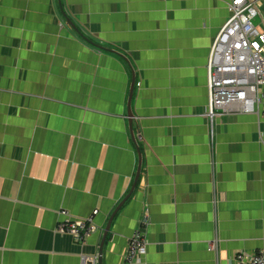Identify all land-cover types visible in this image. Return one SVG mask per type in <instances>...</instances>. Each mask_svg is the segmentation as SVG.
Wrapping results in <instances>:
<instances>
[{
  "label": "crops",
  "instance_id": "0c3cea01",
  "mask_svg": "<svg viewBox=\"0 0 264 264\" xmlns=\"http://www.w3.org/2000/svg\"><path fill=\"white\" fill-rule=\"evenodd\" d=\"M228 4L0 1V264H125L146 210L135 264L264 251V119L206 116ZM63 209L97 212L88 244L54 232Z\"/></svg>",
  "mask_w": 264,
  "mask_h": 264
},
{
  "label": "built area",
  "instance_id": "2783aa9c",
  "mask_svg": "<svg viewBox=\"0 0 264 264\" xmlns=\"http://www.w3.org/2000/svg\"><path fill=\"white\" fill-rule=\"evenodd\" d=\"M228 1L231 17L217 35L208 60L206 116L211 123L216 117L228 114H257L264 119V32L254 24L259 14L257 1ZM96 213L78 219L63 209L60 211L62 219L54 232L86 245L98 229L94 222ZM149 225V211L146 210L131 237L125 264L141 263L147 254ZM216 247L215 242L211 243L212 249L216 250ZM81 261L97 264L98 255H83ZM231 264H264V251L240 253Z\"/></svg>",
  "mask_w": 264,
  "mask_h": 264
},
{
  "label": "water",
  "instance_id": "95a60500",
  "mask_svg": "<svg viewBox=\"0 0 264 264\" xmlns=\"http://www.w3.org/2000/svg\"><path fill=\"white\" fill-rule=\"evenodd\" d=\"M68 24L71 25V26H73V27H75V25L73 24V22L70 21L69 19H68ZM101 49H103V50H109V49H106V48H103V47H102ZM110 51H112V50H110ZM113 52H115V51H113ZM135 83H136V81L134 80V81H133V84H132V88H131V93H130V99H129L130 101H131V99H132V97H133V91H134ZM130 116H131V118H133V114H132L131 112H130ZM131 133H132L133 138L135 139V135H134V133H133V131H132V127H131ZM139 157H140V163H139V168H138V172H137V176H136V179H135V184H134L133 190L135 189V187H136V185H137V183H138V180H139V178H140V174H141V168H142V154H141L140 150H139ZM123 203H124V201L121 203V205H120L119 207H121ZM119 207H118V208H119ZM117 210H118V209H117ZM117 210H116V211H117ZM111 219H112V218H111ZM109 231H110V223H109V225H108V227H107V229H106V232H105V234H104V240H103V242H102V244H101V252H100V253H102L103 243H104V241H105V239H106V237H107ZM101 262H102V254L99 255V264H101Z\"/></svg>",
  "mask_w": 264,
  "mask_h": 264
},
{
  "label": "rangeland",
  "instance_id": "374dc122",
  "mask_svg": "<svg viewBox=\"0 0 264 264\" xmlns=\"http://www.w3.org/2000/svg\"><path fill=\"white\" fill-rule=\"evenodd\" d=\"M259 4L263 7H259V16L254 20V24L260 31L264 32V0H260Z\"/></svg>",
  "mask_w": 264,
  "mask_h": 264
},
{
  "label": "clouds",
  "instance_id": "9594fccd",
  "mask_svg": "<svg viewBox=\"0 0 264 264\" xmlns=\"http://www.w3.org/2000/svg\"><path fill=\"white\" fill-rule=\"evenodd\" d=\"M228 1V0H227ZM228 3H229V1H228ZM228 7H229V4H228ZM73 239V238H72ZM74 241V240H73ZM75 242V241H74ZM76 243V242H75ZM130 243V242H129Z\"/></svg>",
  "mask_w": 264,
  "mask_h": 264
}]
</instances>
